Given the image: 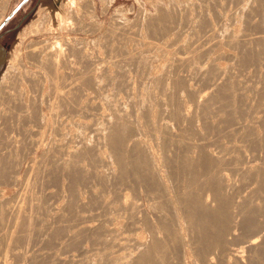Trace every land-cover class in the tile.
I'll return each mask as SVG.
<instances>
[{"label":"bare ground","instance_id":"1","mask_svg":"<svg viewBox=\"0 0 264 264\" xmlns=\"http://www.w3.org/2000/svg\"><path fill=\"white\" fill-rule=\"evenodd\" d=\"M68 1L67 3H61V5L63 6V9L59 8V7L62 8V6L60 5L57 6L55 4L56 6H53L51 10L54 12L55 18H57V20H62V24L64 23L67 25H68L67 18L70 19V17L68 16L72 15V13L71 14L69 13L70 11H72V9H73L72 12L74 13L73 6L75 7V5L73 4L75 0L74 1L72 0L73 2H71L73 6L70 4L68 6V3H69ZM187 3L191 4L189 1H187ZM196 3H198V1ZM262 3L260 2L258 6L261 7ZM191 5H189V7H192ZM251 5H252V2H251ZM77 7L79 8V6ZM189 7L187 5V9ZM193 7H192L193 13L190 15L195 16L194 15L195 8ZM259 7H257L256 9L258 10ZM233 8L235 9V7ZM259 9L261 10L262 8H259ZM80 10L78 11L80 12ZM183 10H184V14L182 12L183 14L182 18H184V15L186 14L185 13L186 9L184 8ZM236 10H233V11H235L236 13ZM260 10L256 12H260V15L264 14L263 11L262 10L260 11ZM188 12L191 13V11L189 10ZM201 12L202 11H200L199 13L201 14ZM216 12L218 13L219 11H216ZM204 13H203L202 18L205 16L207 12L205 14ZM219 13L221 16L223 12H219ZM235 13L233 12L232 14H235ZM182 14L179 13V15L181 16ZM196 14L198 18L201 17V16H198L199 15L198 13ZM224 14H222V16ZM229 14H231V12ZM232 14H231V17H233ZM179 15L178 17H181ZM76 16H78V14H76ZM189 16H188V19H189ZM4 17L5 16L3 12L0 15V28H1ZM226 17L228 18V16ZM249 17L251 19V15H249ZM261 17L262 18H260L261 20L258 22V25L262 29L260 27L259 28L264 32V17L263 15ZM193 18H195V20L198 19L196 17H193ZM208 18L209 17L207 16V19L205 18V20H208ZM227 18H224V20H228ZM232 19L230 21H232ZM182 20L188 21V22L186 21L184 22L186 24L188 23L189 25H191L192 23L193 25L194 19L192 21L187 20L186 18ZM210 20H208V22H212V20L211 21ZM216 20H217V17H216ZM197 21H199V19ZM218 21H221V18ZM77 22H79V20H77ZM222 22H225V21H222ZM226 22L228 23V21ZM247 22H250V21H247ZM227 23H225L226 25L224 28H228L226 27L228 26ZM200 24H202V22ZM200 24H198L197 27H199ZM211 24L209 23V25ZM255 24H253V26ZM50 25L52 24L46 23V21L44 20L42 23V26L40 27V30L42 31H45L47 29L49 30L51 29ZM189 25H187V27L190 28ZM195 25H197V23ZM205 25L206 24L204 23L203 26H200V29L201 27L204 28ZM218 25L219 23H217L216 27L219 28L221 25L220 26ZM222 25H224V23ZM247 25H248L247 27L250 28L249 25L251 24L249 23ZM197 27L195 30H197ZM214 27L215 25L213 26V29ZM61 28H63V26H61ZM193 28L192 30L191 29L190 30L193 31ZM222 28L220 27L219 29H222ZM224 28L222 32L225 33L226 29ZM26 30H29V27ZM201 30L203 31L204 29H201ZM232 30L233 29L231 27V31ZM198 31H199V28L196 32ZM205 31L206 29L204 30V32ZM213 31L214 32L210 31V33L214 34L215 29ZM262 31L255 33V35L253 36H249V34H251L249 32L241 35V33H244L245 31L243 32L239 31L241 33H238L237 34L238 36L235 34V37L233 36L234 34L232 36H229L228 38L224 36L228 39L227 40L225 38L228 43L236 46V49H237V46L244 47L245 53L242 54L241 59L239 58L240 68L237 74H233L234 70H232V67H234L233 65L235 63L233 65L230 63L232 67L227 64L228 66H226V68L228 67V69L226 70L222 68L221 69L218 68V70H213L214 68L211 69V67H215V66H212V64H210V62L211 63L213 62V60L210 59L213 57V55L212 57H209L211 56L209 55V51L211 50L213 46V45L211 46L212 43L210 41L212 40L213 37L217 39V36H215V34L210 39V37L213 34L208 35L210 33L209 31H207L205 35H208L210 37L207 38L208 40L206 39L207 36L204 37L206 40L205 41L202 40L203 42H201L200 40L201 38H199V40L197 38L200 37L203 34V32L201 33L200 31V34H201L200 36H199V32L198 34L196 33L198 36L192 33V35H195L196 38H193L192 36L188 42L186 41L187 43L182 42L184 44H180V43L177 44L178 46L175 48L176 50L175 54L173 52L171 53V56L172 54H174L171 57L172 60L168 56V58L171 60L170 65L168 66L172 68V66L175 65L174 68H176V70L180 68V70L182 69L185 73L184 76L178 75L177 77V72L179 70L176 72H173L174 74H176L173 76H175L177 79L172 76L174 78L173 83L171 81L172 87L168 86L171 83L168 85L166 84L167 82H170V81L166 82L167 78H165L167 75V72L165 74V71L167 70H164V68L166 69L167 66L162 68L164 73L161 74L162 73L161 72L160 75L158 76H153L152 74H149L147 71V73L149 74V75L147 74L148 76L144 74L142 77H138V78L136 77L137 80L139 78L145 79L146 77L148 78V80L149 79L153 80L154 82L151 81L153 82V85L157 83V85L160 86V91L159 90L158 91L160 93L162 92V95H158L157 94L158 91L157 93H155L156 90L154 91L153 88L150 89V87L148 89L147 88L144 89L146 91L139 90L138 92L131 91L130 89L129 90L126 89L124 84L126 83L127 85L131 83V81H129L130 79L129 76H131L130 74L132 73L134 69L131 72H129V74L126 73L127 71L124 72V70H127L128 68L124 69L123 72L116 71L117 74L116 73L115 74L119 79L115 80L117 78L115 77L114 83H117L116 85L118 89L120 87L123 88V85H124V88L126 90V91L124 90V93L126 94L125 95L126 98H128L127 99L128 108L130 106V109H128L127 106L124 107L123 103L125 101H121L120 98H119L120 100H118V97H116V94H115L113 98L116 97L115 99L117 100L115 99L114 101L110 100L111 101L110 102V101L105 100L107 98L103 99L109 103H107L108 106L106 104L107 112L103 114L101 111H99L101 112L100 113L101 117H97V115L93 113L95 110L96 111L99 110L96 105L98 104L99 106L100 101L96 104L94 103L91 104L97 109L94 108L95 109L94 111L89 109L90 111L88 112L90 113L92 111V113L96 117L92 113L91 114L97 119H95L94 117L92 118L91 114L90 115L84 114V113H87V112H83V111H87L86 107H84L86 110L82 107V109H84L82 113L85 116L83 114L81 116H84V117L91 116L92 119H95V122L93 120L90 124H88L87 122L82 123V124H85V125L88 124L86 128L88 129V131L95 133L93 137L94 136L97 137L96 139L98 140V143L103 144V146L101 145L102 147L104 146L108 147V149L110 150L109 153H107L108 158L110 159L114 158L117 168L110 167L112 165L111 163H114V162H109L107 160L109 162L108 165L111 168L110 172H108L110 168L108 167V165L107 166L105 165L107 163V161L105 160V163L103 162L101 163H103L108 168V171H107L108 174L103 173L104 175L103 174L97 175L100 170L96 168L97 166H94L93 164L95 163L96 165L97 162H94V161H97L98 157H101V156L95 155V152L99 154V152L95 151V149L99 147V146L95 147L97 143L96 144L94 143V145L93 143H91L93 141L94 142H97V141L95 140L91 141L92 139H94L91 137L93 133L90 134L88 132L90 136L87 135L86 140L80 141L79 139V142L77 143L75 138H79V136H77L79 133L76 135L78 131L77 132L75 131L74 132L75 134L73 133L74 135L71 134L73 135V139L76 141V144L74 143L75 145L73 146H68L69 144L67 145L68 141L72 139V136L71 138L70 136H68L70 138L68 139V141L67 139L66 141L65 139H63L65 137L63 138L61 137L63 141L59 143V146L57 145L58 146L57 150L58 152H60V155H63L62 156L63 158L58 160L54 156H51V154L54 151H56L54 150L52 152V148H51L52 153H49V155L51 156L52 159L51 158L50 159L53 160V157H54L56 161L53 160L52 164L48 162L50 165H52V168H53L49 172L50 173L49 175L54 180L58 178L60 175H68V176H71V179L73 178L75 181H79V179H81L80 181L83 180V183H84L85 178L86 179L88 178L87 177L88 173H86V171L89 170L88 172H92L93 169L94 170L95 168L98 169L99 171L98 172H96L97 170L94 171V174L99 176V179L103 183L104 187L107 186L106 184H108V187H110L109 189L111 190L109 192L114 193L112 195V198L102 200L98 196V194H102V191H99L101 193L98 192L97 193L98 197L95 196L94 200L96 198H97L96 200L99 199L100 202L99 201L97 202L101 204L98 206V208L100 209H98L96 205H95V208L92 206L93 209H96V208L97 209L95 211L92 210L91 213L87 211L89 213L88 216H86L88 213L86 215L84 213L83 215H85L86 217L81 215L80 217L81 220L78 221L77 219L78 222L77 223L74 222L75 225L73 224L71 226L68 224H67L68 226H66V223L72 224L73 223L72 221H74L73 219H71L72 221L70 220L71 222L67 219L68 221L65 220L67 222L65 224H62L63 220L62 221L59 220L62 217V212L60 211L61 212L60 214L58 211H55L54 213H52V215L54 214L55 217L59 221H61V224L60 225L58 224V226L65 225V227H63V230L60 228L58 229V227L56 226H55V229L54 227H52L53 228L52 229L51 226L48 225L49 223L47 224V221H49L50 218L49 219H46L47 217L45 218V215L48 213L45 214L47 205L45 206L44 205L45 203H43L44 199L43 198L41 199V197L44 195H42L41 197L40 196L38 197L36 196V193H34V187L37 184H39L37 182H40L39 178L37 176L33 179H31L32 177L31 178L27 177L25 181H24L25 179L24 178L23 186L25 189V193L24 195L22 194L21 198H19V200L20 199L22 200L20 202L15 201L16 203H14L12 199L15 198L14 200H17L18 197L13 196L14 198L12 197L11 199L12 202L9 201L8 199L9 197H8L6 200L11 202V204H8L9 202L6 201L7 204L5 203V206H0L2 207L0 209V240H1L0 245L2 249V251L0 249V264H31V263L40 264V261H41L40 258L45 257V256H53V254H51L50 252L48 253L37 252L35 250V247H38L40 246V244L45 243V242L52 243L57 238V235L61 234L59 233V230L60 232L63 231V233L64 232L68 233L69 235L74 237L73 238L74 240H76L77 238L79 240L80 237L83 238V235L85 234L89 235V236L85 235L91 241V247L89 248L86 247L87 249H85L83 245L84 243L83 244L81 243V240H83L84 238L81 239L80 241L77 240V243L80 242L81 246L83 245L84 248L83 247L81 248V250L83 249V251L79 253L80 257L77 258V261L73 260L74 263L76 262V264H264V61H262L264 59V34L262 33ZM30 32H32V30H30ZM120 32L119 34L122 35V37L120 35L121 38L127 37V36L123 37L124 33L122 31ZM25 33L26 32L22 33V35ZM116 33L118 35V32ZM131 33L133 34L134 32H131ZM218 33L221 34L220 32ZM232 33H236V32L232 31ZM132 34H130V37ZM225 34H227V32ZM117 35H115V37ZM189 37L187 38L189 39ZM220 37L218 36V39H220ZM160 38H161L160 42H153L156 39H154L153 41H151L152 39H150L148 40V42H145V43L143 41L142 43H144L145 45L143 46L144 47L143 50H139L141 49L142 46H140V48L136 47L137 48L136 50L137 51L139 50L138 52L139 54L138 53L136 54L134 52L135 54L132 53L130 55V53H128V50L129 52H131L130 49L126 48L127 50L124 51L126 52V56L124 55L125 57L116 58L118 54L115 57L111 56V54L109 55L112 58L114 57V59L111 58V60L115 65L120 64V66H122L121 65L122 63L123 64L126 63L125 64L126 66L127 64L131 65V63H134L133 67L129 65L130 69H132V68H135V63H137V65L140 66V68L142 67L143 69L140 71L142 75V71L146 72L148 65H151V64H148L147 62L150 59L155 57L156 52L160 51L162 47H165L164 49H167L166 46L169 45L167 42L165 43L166 44L165 46H160L161 44L159 43L161 42L163 43L162 37ZM215 39L213 38L214 42H215ZM225 39L224 41L226 42ZM63 40L64 39H62L61 41ZM65 41L67 40L65 39ZM172 41L174 44L175 42L173 39ZM172 41H169V43L171 44ZM224 41L223 43H225ZM120 42L121 41H119V43ZM125 42H128V41H125ZM227 42L226 44H228ZM62 43L64 44L63 47H62V44L56 47L58 45L57 43L55 47L54 46L52 47L51 44L48 45L49 43L48 44L45 43L46 45H44V47L42 45L43 48L40 54L41 64H39V66H41L43 70L42 71L40 70L41 72H39V74L37 73L38 72L37 71L36 72L37 74L35 73V75L39 77L37 80H39L40 77L42 78V80H47V79L49 80L48 84L49 85L51 84L49 88L50 87L52 88L50 90H52L53 95L59 99L60 105H62L65 108V109L64 108H61V109H64L66 111V109L72 105V100L75 97L73 93L74 91L76 93L77 91H79L80 93V90L85 88L86 86L88 88L91 86L95 87V85H99V87L98 86L97 88L95 87L98 90V88H100L101 85L103 87L104 83L105 84L108 83L109 85L112 79L110 78L109 73L108 74L105 73L108 71V69H106L107 71L103 73L105 75L107 74L109 78H106L107 76L104 77L102 73L100 74L101 70L102 71L105 70V69L103 70L102 68L100 70V66H99V64L101 65L103 61L101 60L100 62V60L98 59L99 61L98 62L97 57L99 55H96L95 53H93V51H90L89 49L85 48L84 47L85 44L80 42L81 44L84 45L83 46L84 48H83L80 46V43H78V41L77 43L79 44V46L71 44L68 41L67 43L66 42L65 43L62 42ZM173 44L169 45L170 47L167 46L168 49L171 48ZM248 44L252 46H248ZM120 45H119V48H120ZM126 45L124 46V48L126 47ZM140 45L142 44L140 43ZM230 47H233V46H230ZM118 49L116 47L117 51ZM113 50H115V46ZM108 52L110 51L108 50ZM143 52L147 53V57L142 56V54H144ZM18 53L19 51L17 50V53H16L17 57H18ZM118 53L122 54L123 52H120L119 50ZM159 53H160V56L161 54H163L162 51L158 52V54ZM222 54H219L218 57L221 58ZM214 55H218V54H214ZM234 56H236V54ZM104 57L102 56L101 58H104ZM232 57L230 56V58ZM213 58L215 59V56ZM8 59L11 61V58H8ZM15 60L16 59L13 58L11 61L12 67H14L13 65H15L13 64ZM236 61L238 63V60ZM168 62H165V63L169 64ZM204 62H208V64H210L209 66L211 67L208 68L207 65H204L205 64ZM37 63H40V62H37ZM107 63H110V61L108 60ZM104 66L103 68H105ZM229 66L231 68H229ZM16 67H19V64H16L14 69ZM20 67H21V64H20ZM170 68L168 67V70ZM139 69H136L138 70V73H139ZM115 70H117V67ZM172 70L173 69H171V71ZM15 71H17V69L14 70V72ZM135 73H133L134 75L132 74L133 77L135 76ZM32 74L33 73H30V76H29L31 81L32 80L36 81V76L35 75L31 76ZM153 74H155V72ZM26 75H29V74L26 73ZM170 75L169 77H171ZM22 76L24 78L28 77V76H25V73L22 74ZM22 76H20V78ZM111 76H112V73H111ZM13 78L16 79V76ZM18 78L19 77H17V79ZM173 78H170V80H172ZM256 78L258 79L256 80ZM195 79L197 80V83L198 82L200 83L201 81V85L199 88L191 89L190 88V86H192L191 80H195ZM137 80H136V84L139 81ZM128 81L130 83H128ZM144 81H147V80H144ZM101 82L102 83L104 82V83L102 84ZM140 82L138 84H140ZM148 83L150 82L148 81ZM148 83L145 82V84L147 85H145L144 83H141L140 84L141 86L138 85L139 86L138 88L140 89V87H142L143 84L147 87ZM131 85L132 83L129 86L132 87ZM134 85L135 84H133V86ZM110 86L111 85H109V87ZM129 86L127 88H129ZM156 86H154V89ZM9 87L12 88V86H9ZM107 87L105 89H107ZM115 87L116 86L114 85L112 86L113 89H115ZM13 89H14V92H16L15 91L16 89L12 88V91ZM101 89L99 90L101 91ZM149 89L154 92H151ZM180 89H184L181 91H186L185 89H188L189 90L188 92H190L189 94H192L191 97H192L193 103L190 106H193L192 107L193 109L188 108L182 102V98H180V96L176 97L175 94ZM190 89L191 91L192 90L194 91L191 92ZM86 90H83V95H85L84 93L86 92L84 91ZM99 90L98 92L101 93ZM121 90L123 91V89ZM12 91L11 92L9 91L6 94L12 93ZM115 92L120 94L119 91L118 92L115 91ZM248 92L254 94V96L250 95L252 96L251 99H249L250 97H249ZM99 93L97 97H99ZM113 93L114 92L112 91V94ZM152 93L157 94V97L155 96L154 103L152 102V99H151L154 96ZM2 94L4 96V93ZM6 94L5 96H7ZM14 94L16 95V93H13V95ZM104 94H107V93L105 92ZM92 96H91V99H92ZM106 96H109V99L111 98L110 93H108V95ZM173 96H175L174 98H176L177 101L175 100L174 102H170V101H173L171 100V99H174ZM48 97L50 98V96ZM15 98L11 100L15 102ZM51 98L53 99L54 97H51ZM253 98L255 100V103L250 102V100H252ZM4 99L6 98L4 97L2 101ZM7 99L10 100L9 98ZM88 99H90V96ZM35 100L37 103V99ZM44 100H47V99H44ZM54 100L56 101V99ZM89 101H87L88 103L86 102V104H89L90 103ZM51 102L53 103H49V104L53 105L54 101H51ZM57 102L58 101L55 102L56 105H57ZM77 102L75 103L77 104ZM75 103L73 105H75ZM155 103L159 106V108H157L158 106L157 107L155 106ZM6 104H8V102ZM6 104L4 105L3 103L2 105L8 106ZM103 105L100 104L99 108L101 109V106ZM125 105H127L126 102H125ZM88 107L90 108V104ZM77 108L76 110H78L80 106L78 109ZM238 108H240L239 111H238ZM6 109H4L3 107L2 110L6 112L7 111ZM52 109L53 108H51L50 110L54 112V110ZM54 109H55V106H54ZM61 109H58V110L61 111ZM69 109L71 110V108ZM70 110H68L67 112H69ZM4 111H3V114H5ZM0 112L2 111L0 110ZM19 112L16 113L18 116H19ZM63 112L61 114L65 115V113ZM73 112L74 114L76 113L75 111H72V113ZM7 113L9 112L7 111ZM56 113L58 114V111ZM72 113H70V115ZM80 113L81 112H79V114ZM16 114L14 116H16ZM21 115H23V113L21 114L20 112V116ZM24 115H25V112H24ZM24 117L26 118L27 116H24ZM42 117L43 116H41V118ZM46 118H48V116L45 117V119ZM60 119L59 121L65 122L67 118L63 120H60ZM59 121H57V123L55 121L56 123L55 126L59 123ZM43 122L41 125H43ZM60 124H62V122H60ZM80 124H77L76 126H80ZM41 125H39V127ZM60 126L57 125L58 128ZM57 127L56 129L54 128L55 131L57 130ZM81 128H84V127L82 126ZM37 129H38V125H37ZM45 129L47 128L44 125V129L42 130L44 131ZM30 130L32 131V129ZM58 130L61 132V134L59 135H62L63 134L62 130L61 129H58ZM68 130H70V128H68ZM33 131L36 132L34 129ZM47 131H45L46 134H48ZM37 133H39V131ZM55 133H57V131ZM39 134L38 136H36L37 138L39 136L40 137L43 136V135L41 136V133ZM81 134L82 136L80 134L79 135L84 138L83 135L85 133H81ZM63 136L65 135L63 134ZM34 137L32 138L34 139ZM43 137L45 139V136ZM43 137L40 139V141L43 139ZM53 137L54 136H52V138ZM88 139H91V140H88ZM45 140L43 141L44 143H45ZM57 140L61 141L59 137ZM87 140L89 141V143ZM59 141H56V143ZM64 141L65 143L66 142L67 143L65 144ZM49 142H52V141H49ZM10 145L11 144L9 143L8 146ZM32 145L33 144L31 143V146ZM46 145H47V142H46ZM48 146L50 148V144H48ZM54 148L56 149L55 146ZM44 154L43 155L46 157L47 156L46 153ZM92 154L96 156L95 157L96 160L92 157ZM109 154H111L113 158L109 157ZM57 157L59 158L58 155ZM88 157L89 158L92 157L94 161H92L93 159L88 160L87 159ZM1 158L3 157H0V159ZM84 159H87L89 161L88 165L91 163L90 161H92V164H90L89 166L93 165L92 167H95V168H93L91 171H90L91 168L86 170L84 168L86 163L84 166L80 165V161ZM1 160H0L1 164H3L2 162H6L4 160L2 161ZM102 161H103V158H102ZM99 164L100 163H98V165ZM32 165L34 166V164ZM37 165L39 166L40 164L38 163L36 164V166ZM3 166L5 165L3 164L2 167ZM6 166L7 167L5 168H8V165ZM33 166H30V167H33ZM41 168L43 167H40L37 169H41ZM9 169H7L8 172H10ZM31 170L33 171V168ZM4 171H1V173L6 174V172ZM28 171L30 172V170ZM8 172H7V176H9ZM37 172L38 171H36V174H38ZM14 174H16V172ZM29 175H34V174L30 173ZM82 175H83V178H82ZM7 176L4 175L3 180ZM89 176L92 177L90 174ZM1 177L2 176H0V179ZM17 178H20V177H17ZM13 179L12 181H14ZM10 181L8 180V184ZM79 184H77V186ZM119 185H123V186L126 185L128 189H131L130 187L136 186L135 191H138V193L136 196L134 195L133 200L131 199L132 201H127L126 199L128 197L124 199L122 195L118 196L119 195L118 191H121L123 189V188L121 189V186H120L119 189L121 190H118L117 188ZM107 188L105 187V189ZM21 189L22 190L20 191H23V188ZM76 189H79V188H74V191H76ZM105 189L103 191H106ZM116 191L118 192V194ZM1 194L2 193H0V195ZM109 197H111V195ZM102 198H103V194H102ZM96 200L94 202H96ZM0 203L2 202L0 201ZM93 203L92 205L95 204ZM72 204L73 203L69 202V205L67 203L65 205L71 206ZM56 205H54L55 208L58 207V206L56 207ZM72 206L68 208L70 209L74 208ZM50 207L52 206H49V210L50 211L52 210L53 212L54 208L52 209ZM89 207L88 209H92V207L91 208ZM88 209L85 208V210H88ZM76 212H78V210ZM79 213L80 212H78L77 214ZM46 216L50 217V215H46ZM45 219L47 221H45ZM53 219H52V223L53 221L57 222L56 220H53ZM54 224H52V226ZM50 229L53 230V231L51 230L52 233H50ZM34 232L35 233L39 232L38 234H40V232L42 233L44 232L45 235L46 234L48 235V237L44 239L42 238L41 241L34 240V239L33 241H31L32 240L31 236L32 237L34 236V234L32 235V233ZM40 235L43 236L44 234H40ZM72 244H76V242L74 243L72 242ZM58 256H55L57 258L55 260L58 263L65 261L64 260L65 258L63 259L62 257H58ZM70 260H72V258ZM70 260L68 259V262H70L71 264Z\"/></svg>","mask_w":264,"mask_h":264},{"label":"rangeland","instance_id":"2","mask_svg":"<svg viewBox=\"0 0 264 264\" xmlns=\"http://www.w3.org/2000/svg\"><path fill=\"white\" fill-rule=\"evenodd\" d=\"M64 1H66V2H64ZM67 1L68 0H0V15L4 12V16H5L4 19H3V22L4 23L2 22L3 25L0 28V98H1L0 99V106H2V107H0V110L2 111V112H0L1 113L0 114V116H1L0 117V157H3L1 159L4 160V161H6V162H2L5 165L3 167H2L3 164H1V162H0V166L3 168L2 169L0 167V169H1L0 170V173H1V171H4V170H5L4 172H6V174H2V173L0 174V176H2L1 179H0L1 180L0 181V189H1L0 193H2L0 195V201L2 202V203H0V206H5L6 201H8V200H6L8 197H9L8 198L9 201H11V202H12V200H13L14 203H16L17 201L20 202L22 199L19 200V198H21L22 194L24 195V193H25V189H24V186H23V179L25 178L24 179V181H25L27 177H30V178L32 177L31 179H33V178H35L37 176L39 178V181L40 182H37L39 184H37L34 187V193H36V196H38V197L39 196L41 197L42 195H44V196L41 197V199L42 198L44 199L43 200V203H45L44 205L45 206L47 205V207H46V212L45 211H43V212H45V214L48 213L46 215H50V217H48V216L45 215V218L46 217H47L46 219H49L50 218L49 221L51 223H52V219L53 218H54L53 220H56L57 222L53 221L52 224H54V222H55V224L52 226V224L49 221H47L46 219H45V221H47V224L49 223L48 225H50L51 228L54 227V229H55V226H56V227H58V229L60 228L62 230H63V227H65V225L64 226L63 225L58 226V224L59 225L61 224V221L62 220H63L62 224H65L68 220L70 221L71 219H73L74 221L71 220L73 223L72 224L66 223V226H68V225L71 226L73 224L75 225V223H77L78 221L81 220V218H80L81 215H83L84 213L86 215L88 212L91 213L92 210L95 211L98 208V206L101 205L99 203L100 202L99 199L96 200L97 198L95 199L96 202H94L95 201L94 200L95 196L96 197L99 196L103 200V199H111L112 198V195L114 194L112 192H109L111 190L109 189L110 187H108V184H106L107 186H105L106 188L107 187L108 188L105 189L103 183L99 179V176H97V175H100V174H103V173L108 174L107 173L108 168L106 166L109 164V162H114V163H111L112 165L110 164L111 165L110 167L117 168V166L115 164V161H114V158H113V156H111V154H109V157H111L113 159L108 158L107 153H109V151H110L108 149V147H105V146H104L105 148L102 147L103 144H99L98 143V140L96 139L97 137L96 136L93 137V135L95 133H93L91 131H88V129L86 128L88 124H90L93 120L95 122V119H97V118H95L96 116L94 114H96L97 117H101L100 116L101 115L100 114L101 112L103 114L105 112H107L106 104L109 103V102H106V101H110V100L111 101H114V99L116 97H118V100L121 99V101H125L127 103V105H125V102L123 104H124V107L127 106V108H128V100H127L128 98H126V96H125L126 94L124 93L125 88L128 89V90L130 89L131 91L138 92L139 90L146 91L144 89H146V88L148 89L150 87V89L153 88L154 91L156 90L155 93H157L158 90L160 91V86H158L157 83H155V85H153V82L154 81L153 80H150V79L148 80L147 77L145 79L142 78V79L147 80V81H144L141 78H139L138 79L139 81H138L137 78L138 77H142L144 74H146V76H148L149 74H152L153 76H158V75H160L161 72H162L161 74H163L164 71H163L162 68L163 67H166V66H167L166 69L164 68V70H167V71H165V74H166V72H167V75L168 74L169 75L171 74L170 75L171 77H169V75L168 76L166 75V77H165V78L168 79V80L166 79V82L167 81H170V82H167V83L165 82L167 85L170 84L171 81L173 83V80H174L173 77H175L173 75H176L173 72H176V71L179 70L177 72V77H178V75L184 76L185 73H184V71L182 69L180 70V68H178V70H176V68H174L175 65H173L172 68H170V66H168V65H170V62L172 60L171 57L175 54V51H176L175 48L178 46L177 44H179V43L180 44H184L186 41L188 42L192 36H193V38H196L195 35L198 36L197 35L198 32H199V36H200L201 35L200 34V31H201V33L203 32V34H204V35L202 34L203 36L201 35L200 37L197 38L198 40H199V38H201L200 39L201 42H203L202 40L205 41L208 37H210L208 35H212L213 33L211 34L210 31L211 32H214L213 31L214 29H215V33L214 34H215V36H217V39H215V37H213L214 34L210 37V39L212 37L215 39V42L213 41V38L210 41L212 43L211 46L212 45L213 46L216 45V46L215 47L212 46V48H214V49L211 48V50L209 51V55H211L209 57H212V55H213V57L215 56V59H216L215 60L212 57L213 59L212 58H210V59L213 60V62L211 63L210 62L211 60L209 62H210V64H212V66H215V67L209 66L210 64H208V62H204L205 63L204 65H207L208 68L211 67V69L214 68L213 70H218V68H220V69L222 68V69H225L226 70V69H228V67L226 68V66L230 65L232 67V65L235 63L233 65L234 67H232V70H234V72L233 71L232 72H233V74H237L239 72V68H240V59L242 57V54L245 53L244 52V47H238L237 46V49H236V46H234L233 44H230V43L227 42V40H228L227 38L229 36H232L233 34H234L233 36L235 37V34L237 35L238 33H241L243 31H245V32L244 33H241V35L246 34L248 32L251 33V34H249V36L255 35V33L262 31L261 30L262 28L258 25V22L261 20L260 18H262L261 17L262 15L264 17V14H262V12H261L262 15H260V12H256V11L260 10L259 8H262L261 10L264 13V10H263L264 9V7H263L264 6V4H263L264 3V0H262V1L261 0H258V1L257 0H252V1L251 0H240V1L239 0H216V1L215 0H211V1L210 0H82L83 2L81 0H75V1L73 0L74 2L72 0H69L68 1L69 2L68 3V6H69V4L72 5L71 2H73V4L75 5V7L72 5L73 8H74V13L72 12L73 9L71 8L72 11L69 10L70 11L69 14L72 13V15H69L68 16V17H70V19L67 18L68 19V25L67 24H64V23H63L64 24L63 25L62 24V20H57V18H55L54 12L51 11V10H52L53 6H56V5L57 6H59V5L62 6L61 3H67ZM187 1H189L192 5L189 4V3H187ZM197 1H198V3H196ZM203 1H204V3H203ZM213 1H215V2H213ZM237 1H238V3H237ZM259 1L261 3L263 2L261 7L258 6L259 3H260ZM251 2H252V5L253 6L251 5ZM202 3H203V5H202ZM183 4L184 5L186 4V5L184 6ZM187 5H188V7H189V5H191L192 7L194 6L193 8H195L194 9L195 10L194 11L195 12L194 13L195 16L190 15V14L193 13V9H192V7H189L190 9L189 8L187 9ZM239 5H241V6H239ZM77 6H79V8ZM50 7H51V9H50ZM233 7H235V9ZM257 7H259L258 10L256 9ZM59 8L60 9H63V6H62V8L61 7H59ZM80 8H81L82 11L80 10ZM181 8H183V9L185 8L186 9V12H185L186 13L185 14L186 17L184 15V18H182L183 17V14H184V10L181 9ZM236 9H238V10H236ZM78 10H80V12ZM188 10L191 11V13L188 12ZM233 10H236V13ZM239 10H240V12H239ZM198 11L199 12L202 11L203 13L204 12L205 13L207 12L206 14H208V15H206L204 13L205 16L202 18L203 13L201 12V14H202L201 15ZM216 11L223 12L222 14H224V13L225 14L223 16L221 14V16H220V13L218 12L219 13V15H218V13ZM229 11L231 12V14L233 12L235 13V14H232L233 17H231V14H229L230 13ZM182 12H183V14H182ZM179 13H181L182 16L179 15ZM196 13H198L199 14L198 16H201V17L198 18ZM76 14H78V16H76ZM215 14L218 15V16H216ZM178 15L181 16V17H178ZM189 15L192 16V17H190ZM249 15H251V19L252 20L250 19ZM188 16H189V19H188ZM207 16L209 17L208 20L211 19L212 22H208V20H205V18L207 19ZM226 16H228V18ZM193 17L198 18L199 21H197L198 19L195 20V18H193ZM216 17H217V20H216ZM218 17L221 18V21H218L220 19ZM223 17L224 18H227L228 20H224ZM185 18L187 20H191V21L194 19L193 20V25H192V23H191V25L193 27L194 26L195 27L193 28L188 23L187 24L184 23L186 20L184 21L182 19H185ZM229 18H231V19L234 18L235 20L232 19V21H230L231 19H229ZM44 20L46 21V23L52 24V25H50L51 26V29H49V30L47 29L45 31L40 30V27L42 26V23H43ZM69 20L71 21V23H70ZM77 20H79V22H77ZM222 21H225V22H222ZM226 21H228V23ZM247 21H250V22H247ZM186 22H188V21H186ZM195 22L197 23V25H195L196 24ZM198 22H200V23L202 22V24H200ZM216 22L219 23L218 26L221 25L220 26L221 28H222V26L224 28L225 25H226L225 23H227L228 26H226V27H228V28H224V29H226L225 30V33L227 32V34H225L224 32H222L223 28L222 29H219L220 27L219 28L216 27L217 26V23ZM204 23L206 25L204 26V28L201 27V29H204V30L206 29L205 32H204V30L202 31L200 29V26H203ZM209 23L210 24L211 23L213 24V25L211 24L212 27H211V25H209ZM221 23L222 24L224 23V25H222ZM249 23L251 24V25H249L250 28L247 27L248 26L247 24H249ZM198 24H200L199 27H197ZM253 24H255V25L253 26ZM187 25H189L190 28L187 27ZM214 25H215V27L213 29V26ZM61 26H63V28H61ZM176 26H178V27H176ZM207 26H209V27H207ZM28 27H29V30H26ZM191 27L193 28V31H191L192 30ZM196 27H197V30L199 28V31L198 32H196L197 30H195ZM231 27L233 29L232 31H234L236 33H232ZM187 28H188L189 31L187 30ZM210 29H212V30H210ZM217 29H218V31H217ZM251 29H252V31H251ZM30 30H32V32H30ZM127 30L130 33H128ZM237 30H239L241 32H239ZM120 31H122L124 33L123 37L127 36L128 39H127V37L121 38L122 37V35H121L122 33ZM125 31H126V33H125ZM207 31H209L210 34L207 33L208 35H205ZM24 32H26V33L22 35V33H24ZM116 32H118V35H117ZM119 32L121 34H119ZM131 32H134V33L132 34ZM135 32H137V33H135ZM218 32H220L221 34H219ZM228 32H229V34H228ZM127 33H128V35H127ZM192 33L195 34V35H192ZM262 33L264 34L263 31H262ZM113 34H114V36H113ZM130 34L133 35V36L131 35V37H133L134 40H133V38L130 37ZM115 35H117V36L115 37ZM120 35H121V37H120ZM218 36L219 37L222 36V37H220V39H218ZM224 36H226L227 38L224 37ZM239 36H240V34H239ZM160 37H162V41H163V43L162 42L159 43V44H161L160 46H165L166 45L165 43H167V42H168L169 45L173 44L172 39L174 40L175 43L169 49H168V47H170V46L167 45L168 46V47L166 46L167 49H164L165 47H162V49L160 51H157L155 57L152 58V59H150L147 62L148 64H151V65H148L147 64L148 65L147 70L144 69V70H146V72L145 71H142V75H141V72L140 71L143 70V69H142V67L140 68V66H138L137 63H135V68L130 69V66L133 67L134 63H131V65L130 64H127L126 66H128V67H126L125 66L126 63H124V64L122 63L121 64L122 66H120V64L119 65H115L112 62V60H111V58H112L111 56H114L115 57L117 54L118 55L120 54L121 56L120 55L119 56L117 55L116 58L125 57L126 56V52H124V51L127 50L126 48L130 49L131 52H129V50H128V53H130V55L132 53L133 54H135V53L137 54L139 52V50H143V48H144L143 46H145L144 45L145 42H148V40H150V39H152L151 41H153L154 39L157 40V41L154 40L153 42H160L161 41V38ZM187 37H189V39ZM204 37H206V39ZM159 38H160V40H159ZM62 39H64V40L61 41ZM65 39L69 43L74 44L76 46H79L78 43L81 42V43L85 44V46H84L83 44L80 43V46L81 47L84 46L85 48L89 49L90 51H93V53H95L96 55H99L97 57V61H98V59L100 60V62H101V60L103 61L102 62L103 64L101 63L102 67L99 64L100 70H101V68L103 70L105 69L104 71L101 70L100 74L102 73L104 77L107 76L106 78H109V76H110V78L112 79V81H110V83H109V85H111L110 87H109L108 83L105 84L103 82L104 83L103 84L101 82L103 84V87H104V89H103V87L101 85V87L98 88V90L102 88L101 91L99 90L101 93H99L98 90L96 89L97 86L99 87V85H95L96 88L93 87V86H91V87H88L89 88L88 89L87 86H86L85 88L87 90L85 88L81 89L80 90V93L83 96V98L80 95L79 91H77V93L74 91L73 93H74V96L76 98L73 96L74 98L72 100V105L70 104L71 106H69L67 108L68 110H70L69 108H71V110H70L71 112L70 111L67 112L68 111L67 109L65 111L64 110L65 108L62 105H60L59 99L56 96L53 95V93H52L53 91L50 90L52 88L51 87L49 88V86L51 85V84L50 85L48 84L49 83V80L48 79L47 80H42L41 77H40L39 80H37L39 77L37 75H35V73L37 71H38L37 73L39 74V72H41L43 70V68L41 66H39V64H41L40 54H41V50L44 47V45H46V44L49 43L48 45L51 44L52 47L53 46L55 47V45L58 44L56 46V47H58V46H60L62 44V47H63L64 44L62 42H64V43L66 42L67 43V41H65ZM121 39L122 40L124 39V40L122 41ZM197 39H195V40H197ZM224 39L226 40V42L228 44H226V42L224 41ZM58 40H60V41H58ZM77 41H78V43H77ZM119 41H121V42L119 43ZM125 41H128V42H125ZM143 41H144V43H142ZM169 41H172V43L170 44ZM217 41H218V43H217ZM223 41L225 43H223ZM182 42H184V43H182ZM221 42H222V44H221ZM122 43H124V44H122ZM140 43L142 45H140ZM249 44H248V46H252V45H249ZM42 45H43V47H42ZM119 45H120V48H119ZM125 45H126V47L124 48ZM114 46H115V50H116V47H117V49L119 48L118 51L116 50V52H115V50H113L114 49ZM133 46H134V48H133ZM140 46H142L141 49H139L137 51L136 49L137 48H140ZM230 46H233V47H230ZM110 48H111V50H110ZM131 48H133L137 52L134 51ZM16 49L19 51L18 57L16 56V53H17V50ZM108 50L110 52H108ZM119 50H120V52H123V53L122 54L121 53H118ZM132 50H133V52H132ZM161 51L163 52V54H161V56L163 57V59L160 56V53L158 54V52H161ZM172 52L174 54H172V56H171V53ZM238 52H240V53H238ZM128 53H127V55H128ZM143 53L145 54L146 52H143ZM231 53H232V55H231ZM107 54H108V56H107ZM109 54H111V56ZM144 54H142V56L143 57H145V56L147 57V53L145 55ZM214 54H218V55H214ZM219 54H222L221 55V58L218 57ZM235 54H236V56H234ZM163 55L164 56L166 55V56L164 57ZM102 56L103 57L105 56L104 57L105 59L104 58H101ZM109 56H110V58H109ZM168 56H169V58L171 60L168 58ZM230 56L231 57L234 56V57L230 58ZM12 57L14 59H16L14 61L15 63L13 62V64H15V65L16 64H19V67H16L15 69H14L15 65H13L14 67H12V65H11V61L13 59ZM114 57L112 59H114ZM158 57L161 60H159ZM8 58H11V61ZM17 58H18V60L20 62L17 60ZM155 58H157V59H155ZM233 58H235V59H233ZM108 60L110 61V63H107ZM168 60H169V62H168ZM234 60H235V62H234ZM236 60H238V63H237ZM8 61H9V63H8ZM262 61H264V59ZM37 62H40V63H37ZM165 62H168L169 64H166ZM214 62L218 65V67H217V65ZM8 64H9V66H8ZM20 64H21V67H20ZM104 65H106V66H104ZM103 66L105 68H103ZM230 66H229V68H231ZM116 67H117V70H115ZM137 67H139L140 69L137 68ZM150 67H152V68H150ZM168 67L170 68L169 69L170 71H171V69H173V70L170 72L168 70ZM233 68H235V69H233ZM16 69H17V71L14 72V70H16ZM106 69H108V71ZM124 69H127V70H124ZM136 69H139V73H138V70H136ZM251 69H252V67H251ZM123 70H124V72L127 71L126 73H128V74H129V72H131L133 70L132 73L130 74L131 76H129V78H130L129 81H131V83H132L131 86L132 87L129 86L131 83L128 81V83H130V84H127L126 85V83H125L124 84L125 85V88H124V85H123V88L120 87L118 89V87L116 85L117 83H114L115 80L119 79L116 76V74H117L116 71L117 72L118 71H122L123 72ZM149 70H150V72H149ZM21 71H22V73H21ZM105 71H107V72H105ZM135 71H136V73H135ZM147 71H148L149 74L147 73ZM158 71H159V73H158ZM103 72H105L107 74L109 73V76L107 74L105 75ZM110 72L112 73V76L113 77L111 76V73ZM154 72H155V74H153ZM24 73H25V76H28L27 78L26 77L24 78L23 77L24 75L22 76V74H24ZM26 73L29 74V75H26ZM30 73H33L31 76H33V75L36 76V81L35 80L34 81L33 80L31 81V79L29 77L30 76ZM133 73H135V76L134 77H133V75H134ZM15 76H16V79L13 78ZM20 76H22V77L20 78ZM17 77H19L18 78L19 80L17 79ZM115 77H117V78L114 80ZM170 78H173V79L170 80ZM257 79L258 78H256V80ZM136 80L138 81V83L141 80L140 84L141 83H144L145 84V82L148 83V81L151 84L148 83V86L147 87L145 86L147 84H145V85L143 84L144 86L142 85V87H140V89H139L138 87L141 86V85L138 84V83L136 84ZM151 81H153V82H151ZM44 82L47 83V84H45ZM172 83L170 85H168V86H171L172 87ZM191 83H192V86H190L191 89L199 88L200 85H201V81H200V83L199 82L197 83V80L196 79L195 80H191ZM112 84L114 86H116L115 87V89L117 88L116 90L113 89L114 87L112 88V86H113ZM133 84H135V85L133 86ZM260 84H261V82H260ZM9 86H12V88H15L16 89L15 90L16 92H14V89L12 91V88L9 87ZM105 86L106 87L108 86L107 87L108 90L105 89L106 88ZM128 86H129V88H127ZM154 86L158 87L159 89L156 88V87L154 89ZM171 87H169V88H171ZM121 89H123V91ZM191 89H190V91H191ZM83 90H86V91H84V92H86V93H84L85 95H83ZM104 90H105V92L107 94H104L105 93ZM114 90L117 91V92L119 91L120 94L116 93ZM181 90H184V89H180L175 94L176 97L177 96L178 97L180 96V98H182V102L188 108L193 109L192 108L193 106H190L193 103L192 97H191L192 94H189L190 92H188L189 91L188 89H185L186 91H181ZM9 91L10 92L12 91V93L6 94ZM96 91H97V93H96ZM112 91L114 92L113 94H112ZM150 91L151 92H154L152 90H150ZM159 91H158L157 94L158 95H162V92L160 93ZM193 91L194 90H192L191 92H193ZM49 92H51V93H49ZM2 93H4V96H3ZM13 93H16V95L14 94L16 98L14 97ZM46 93H48V94H46ZM75 93H76V95H75ZM94 93H95V95H94ZM98 93H99V97L102 96L101 97L102 100L105 99V98H107V99H105L106 101L103 100L104 101L103 102L101 100V98L97 97L98 96ZM108 93H110V96H111L112 99L111 98L109 99V96H106V95H108ZM5 94L7 96H5ZM50 94H52L53 96L50 95ZM77 94L82 99H80ZM100 94H101V96H100ZM115 94H116V97L113 98ZM152 94L154 95V96L152 95L154 98L152 97L151 99H152V102L154 103L155 102V96L157 97V94H154V93H152ZM248 94H249V97H250L249 99L252 98V96H250V95H253L254 96L253 93L248 92ZM10 95L13 96V97H11ZM47 95L50 96V98ZM21 96H22V98H21ZM89 96H90V99H91V96H92V99L91 100L88 99ZM120 96H122V97H120ZM4 97L6 99H4L3 100L4 102H3L2 99ZM51 97H54V98L52 99ZM174 97L175 96H173V98ZM7 98H9L10 100L15 98V102L12 101V100L10 101ZM19 98H21V99H19ZM35 99H37V103H36V100ZM44 99H47V100H44ZM54 99H56V101H58L57 102V105L55 104L56 101ZM75 99H76V101H75ZM86 100L87 101L90 100L89 101L90 102L89 103L90 104V108L88 107L89 104H86V102H87ZM115 100H117V99H115ZM171 100H173V101H170V102H174L176 100V98L171 99ZM51 101H54V104L53 105L51 104L52 107L49 104V103H53ZM77 101H79V102H77ZM99 101H100V104L101 105H103V104L104 105L101 106V109H100L99 108L100 107V104H99V106L97 104L96 106L98 107L99 110L96 111L95 109H97V108L94 107L91 104H93V103L96 104ZM5 102L6 103L8 102V104H6ZM20 102H22L23 104L20 103ZM75 102H77V104L79 103L78 105L80 106L81 109L79 108V106ZM250 102L251 103H255L254 98L252 100H250ZM3 103H4V105L6 104L8 106H3L2 105ZM74 103H75V105H73ZM82 104H84V105H82ZM54 106H55V109H54ZM72 106H73V108H72ZM74 106H76V107H74ZM107 106H108V104H107ZM155 106L157 107L158 105L155 103ZM3 107H4V109L8 108L6 110L9 113H7V111L5 112L4 110H2ZM77 107L80 109V111H79V109ZM82 107L83 108L86 107L87 111H83L85 108L82 109ZM51 108H53L52 110H54V112L50 110ZM61 108H64V109H61ZM76 108L78 110H76ZM157 108H159V106ZM58 109H61V111L58 110ZM89 109L92 110V111L95 110L97 113L95 111L93 112L94 114L92 113V111L90 113H88L90 111ZM128 109H130V106H129ZM239 110H240V108H238V111ZM3 111L6 114V116H5V114H3ZM19 111L21 112V114L23 113V115L20 116V112ZM57 111H58V114L56 113ZM63 111H65V112H63ZM72 111H75L76 112L75 113L76 115L74 114V112L72 113ZM77 111H78V113H77ZM82 111L83 112H87V113H84L86 115H90L92 113L95 116L94 117L91 114L92 115V118L94 117L95 119H92L91 116L90 117H88V116L87 117H84L85 115L82 113ZM99 111H101V112H99ZM18 112H19V116L16 114ZM24 112H25V115H24ZM62 112L65 113V115L64 114H61ZM79 112H81V113L79 114ZM52 113H53V115H52ZM54 113L57 114V115H55ZM70 113H72V114L70 115ZM15 114H16V116H14ZM59 114L61 115V117H60ZM82 114L84 116H81ZM22 116L23 117L24 116H27V117L26 118L25 117L23 118ZM41 116H43L44 118L43 117L41 118ZM47 116H48V118H49L50 121L48 120V118L45 119V117H47ZM55 117H56V119H55ZM39 118H41L43 120H41ZM65 118H67L65 120V122L64 121H59V119L60 120H63ZM44 119H45V121H44ZM54 119H55L56 123H57V121H59V123L57 124L58 126L61 125L59 128L57 127V125L55 126L56 123H55ZM40 121H42V122L44 121L45 124L43 122V125H41L42 122H40ZM46 121H48V122H46ZM77 121H78V123H77ZM60 122H62V124H60ZM73 122H75L76 124L73 123ZM85 122H87L88 124H86V125L85 124H82V123H85ZM77 124H80V126H76ZM37 125H38V129H37ZM39 125H41V126L39 127ZM44 125L46 126L47 129H45L43 131L42 129H44ZM66 125H67V127H66ZM81 125L84 128H81L82 127ZM53 127L55 129L57 127V130H56L57 133H55L56 131H55V129ZM68 128H70V130H68ZM30 129H32V131ZM33 129L36 132H34ZM58 129H61L62 132H63V134L65 136H63V134L62 135H59V134H61V132ZM82 129H84V130H82ZM47 130H49V131H47ZM38 131H39V133H41V136L42 135L45 136V139L46 140L44 139L43 136H42L43 139L41 141H40V139L42 137H40V136H39L40 138L39 137L38 138L36 137L39 134V133H37ZM45 131H47L48 134H46ZM58 131H59V133H58ZM67 131H69L70 134ZM75 131L76 132L78 131L76 133V135L79 133L82 136L81 133H85L83 135L84 138L81 137L79 134L77 135V136H79V138H75V140L77 141V143L79 142V139H80V141L81 140H86L87 139V135L90 136L89 133L90 134L93 133L91 137L94 138V139H92V140L91 139H88V140H91V141L95 140V141H97V142H94V141L93 142L90 141V142L93 143V145H94V143L95 144L97 143L95 145V147L96 146H99L101 148L100 149L98 147L99 149L98 148L95 149V151L99 152V154L95 152V155L96 156H99L100 155L101 157H98L97 161H94V159L96 160V158H95L96 156L94 154H92V157L94 159L92 157H90V158L88 157L87 159L88 160L89 159H91V160L93 159L92 161L97 162L96 165H95V163L93 165L94 166H97L96 168H98L100 171L98 169H96L95 167H92L93 165L89 166L90 164H92V161H90L91 163L88 165L89 161L87 159H84V160H81L80 161V165L84 166L85 163H86V165L84 166V168L86 170L91 168L90 169V171H91L93 168H95V170L93 169L92 172H88L89 170L86 171V173H88L87 174V177L88 178L86 179L85 178L86 176L84 175L85 176L84 177L85 178L84 183H83V180L80 181L81 179H79V181H75L73 178L71 179V176H68V175H60L58 178H56L54 180L49 175L50 174L49 172L53 169L52 168V165H50V164L53 163V160L56 161V159H54V157L57 158L58 160L63 158L62 157L63 155H60V152H58V150H57L58 149V146H59V143L63 141L62 140L63 137H65V138H63V139H65V141H66V139L68 141V139H70L71 136H72V139H71L72 141L70 140V141H68V143L66 142L67 145L69 144L68 146H73V145L76 144V141L73 139V135L75 134L74 133ZM42 133L46 134L47 136L44 135V134H42ZM55 134L60 138L61 141L57 140L58 137ZM71 134H73V135H71ZM52 136H54V137L52 138ZM68 136H70V138ZM32 137H34V139ZM81 138H83V139H81ZM53 139H55L56 141H59V142L56 143V141L53 140ZM44 140H45V143L43 142ZM11 141H13V142L15 141L14 142L15 145ZM49 141H52V142L54 141V142L52 143V142H49ZM65 141H64V143H65ZM46 142H47V145H46ZM9 143L11 144L10 146H8ZM31 143L33 144L32 146H31ZM88 143H89V141H88ZM48 144H50V148H49ZM51 144L54 145L56 147V149ZM5 146H7V147H5ZM51 148H52V152L54 150H56V151H54L55 153L54 152L53 153L51 152ZM3 153H4V155H3ZM44 153H46V155L48 157L50 156L49 153H52L51 156H54L53 157V160H51L52 159L51 156L49 158L47 156L45 157L44 156L45 155ZM57 155L59 156V158L57 157ZM4 156H5V158H4ZM46 158H48V159H46ZM102 158H103V161H102ZM44 160H45V162H44ZM98 160H100V161H98ZM105 160L106 161L107 160L109 161V162L107 161V163L105 164L106 166L103 164V163H105ZM101 162H103V163H101ZM38 163L41 166L40 165L39 166L38 165L36 166V164H38ZM98 163H100L99 165H101V166H99ZM32 164H34V166ZM6 165H8V168H5V167H7ZM30 166H33V167H30ZM40 167H43V168L37 169V168H40ZM108 167H109V165H108ZM32 168H33V171L31 170ZM7 169H9L10 172H8ZM35 169H37V170H35ZM28 170H30V172ZM110 170H111V168L109 169L108 172H110ZM36 171H38L37 172L38 174H36ZM94 171H96V172L99 171V173L96 175V174H94ZM7 172H8V175L9 176H7ZM15 172H16V174H14ZM33 172H35V173H33ZM9 173H11L12 175L9 174ZM30 173L31 174H34V175H29ZM89 174L92 177H90ZM4 175L7 176V177L4 178V180L6 179L5 181L3 180V176ZM16 175H17V177H20V178H17ZM10 176L13 177V178H15V179L11 178ZM80 178H81V176H80ZM82 178H83V175H82ZM12 179L14 181H12ZM8 180L9 181L11 180L9 182V184H8ZM18 183H19V185H18ZM79 183H81V184H79ZM77 184H79V185L77 186ZM74 185H75V187H74ZM120 186H121V189L123 188L122 189L123 191L121 189H119ZM21 188H23V191H20V190H22ZM74 188H79V189H76V191H74ZM130 188L131 189H128L126 185H124V186L123 185H119L117 189L118 190H121V191H118L117 190L119 192V195L118 196L122 195L124 199H126L128 197L126 200L127 201H132L133 198H134V195L136 196L137 193H138V191H135L136 186H133V187H130ZM104 189L107 192L106 191H103ZM99 191H102L103 198H102V194H98V196H97V193ZM47 192L48 193L52 192L53 194L52 193L48 194ZM93 192H94L95 195L93 194ZM118 192H117V194H118ZM99 193H101V192H99ZM134 193H136V194H134ZM108 195L109 196L111 195V197H109ZM13 196H17L18 199L16 197L17 200H14L15 198ZM12 197L14 199H12ZM2 198H3V200H2ZM4 199H5V201H4ZM97 201H99V202H97ZM11 202H9L8 204H11ZM69 202L73 203L72 204L73 206L72 205L71 206L74 207V208H72V209L68 208V207H71V206H68L69 205ZM74 202H75V204H74ZM66 203L68 204L67 205L68 207L65 205ZM92 203L94 205H92ZM54 205H56V207L57 206L58 207L55 208ZM95 205L97 206V208L96 209H93V207L95 208ZM49 206H52V207H50L52 209L54 208L53 209V212H52V210L51 211L49 210ZM76 206H77V208H76ZM89 206H91V207L93 206L92 209H88ZM61 207H63V208L65 207V208L63 209ZM91 207H89V208H91ZM1 208L2 207H0V209ZM85 208H87L88 210H85ZM98 209H100V208H98ZM72 210H74V211H72ZM77 210H78V212H80L79 214H77L78 213V212H76ZM55 211H58L60 214L62 212V217L59 219L61 221H59L55 217L54 214L52 215V213H54ZM97 211H99V210H97ZM89 213L86 216H88ZM75 215H76V217H75ZM85 215H83V216L86 217ZM77 219H78V221H77ZM65 220H67V221H65ZM52 229H50V233H52V231H53ZM75 229H77V228H75ZM38 233L39 232L32 233V235L34 234V236L33 237L31 236V238H32L31 241H33V239L34 240L41 241L42 238L44 239V238L48 237V235L47 234L45 235L44 232L43 233L40 232V234H44L43 236H41ZM59 233H61V234H58L57 235V238L52 243L45 242V243L40 244V246L35 247V250L37 252H42V253H48V252H50L51 254H53V256H45V257L40 258V260H41L40 261V264H65L66 262H67L66 264H70V262H68V259L70 260L71 258H72V260H70V261H71V264H72V263H74L73 260L77 261V258L80 257L79 253H81L83 251V249L81 250V248L83 247V245H84L85 249L91 247V241L87 237V236H89L87 234H85L87 236L83 235V238L84 239L80 237L79 240H78V238L76 240H74L73 239L74 237H72L68 233H65V232L63 233V231L60 232V230H59ZM81 239H83V240H81ZM77 240L78 241L81 240V243L82 244L84 243V244L81 246V243L80 242L77 243ZM72 242L73 243L76 242V244H72ZM0 249H1V245H0ZM1 251H2V249H1ZM68 251H70V252H68ZM69 253H71V254H69ZM55 256L62 257L63 259L65 258L64 259L65 261L58 263L55 260V259H57ZM31 264H33V263H31ZM74 264H76V262Z\"/></svg>","mask_w":264,"mask_h":264},{"label":"water","instance_id":"3","mask_svg":"<svg viewBox=\"0 0 264 264\" xmlns=\"http://www.w3.org/2000/svg\"><path fill=\"white\" fill-rule=\"evenodd\" d=\"M3 23H4V22H3ZM2 25H3V24H2ZM2 25H1V26H2Z\"/></svg>","mask_w":264,"mask_h":264}]
</instances>
